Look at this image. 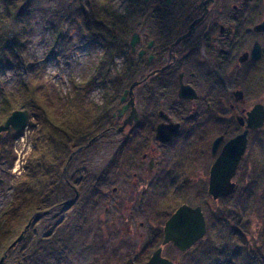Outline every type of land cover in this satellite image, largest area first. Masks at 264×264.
<instances>
[{
  "label": "rangeland",
  "instance_id": "1",
  "mask_svg": "<svg viewBox=\"0 0 264 264\" xmlns=\"http://www.w3.org/2000/svg\"><path fill=\"white\" fill-rule=\"evenodd\" d=\"M86 2L38 0L33 7L29 46L21 57L12 55L0 64V94L22 98L26 106L22 109L30 112L24 129L12 130L0 141V222L20 226L17 213L38 176L40 186L49 189L52 202L39 220L34 222L33 216L24 225L19 235L32 220L26 235L30 239L8 253L7 263L19 264L21 254L36 247L37 264H143L157 249L158 234L168 215L181 203H188L203 207L207 230L202 242L192 249L165 248V255L175 264H264V131L252 135L249 156L253 164L239 167L243 178L235 192L218 199L207 191L210 164H198V171L193 173L195 177L204 173V182L200 178L197 183L160 178L151 188H135L130 194L123 187L126 181L118 164L122 136L117 132L92 139L87 143L90 145L73 153L67 164L73 147L64 148L51 164H44L51 126L63 121L66 103L76 94L75 83L89 77L94 62L104 53L102 41L84 28ZM129 6L128 0H116L121 12ZM141 13L148 17V10L133 12L132 16L138 18ZM130 54L114 57L110 69L113 77L124 78L128 89L135 80L132 73L127 74L126 65L133 67L136 60L131 50ZM108 88L109 83L102 82L80 97L83 102L102 103ZM253 88L249 93L254 102L264 89ZM259 100L264 103V96ZM119 107L120 103L112 112ZM65 166L68 178L82 177V192L91 181L87 176H99V182L92 181L96 192L89 205L78 199L72 205H59L74 195L68 184L59 180ZM242 167L246 168L244 176ZM114 187L116 193L112 192Z\"/></svg>",
  "mask_w": 264,
  "mask_h": 264
},
{
  "label": "flooded vegetation",
  "instance_id": "2",
  "mask_svg": "<svg viewBox=\"0 0 264 264\" xmlns=\"http://www.w3.org/2000/svg\"><path fill=\"white\" fill-rule=\"evenodd\" d=\"M143 10H148L147 18L142 13L133 17L136 38L132 56L136 60L132 76L136 86L124 99L128 87L123 91L120 107L107 119L102 134L117 132L122 136L118 164L126 181L123 187L130 194L135 188H151L160 178L204 182V173L193 175L198 164H210L208 187L211 167L224 145L246 130L251 108L257 103L264 105L259 100L264 93L257 102L249 93L253 87L264 89V31L255 29L264 23V0H138L134 14ZM161 124L170 134L166 141L157 138ZM262 131L264 125L248 131L239 167L253 164L249 156L252 135ZM239 167L233 178L236 187L242 180ZM63 171L59 180L66 182L74 195L59 205H72L77 199L89 205L96 192L93 182H99V176H87L91 181L82 192V177L71 180L66 166ZM132 225L133 221H128L127 228ZM164 225L157 248L162 245ZM167 247L176 248L173 243L165 245V257Z\"/></svg>",
  "mask_w": 264,
  "mask_h": 264
},
{
  "label": "trees",
  "instance_id": "3",
  "mask_svg": "<svg viewBox=\"0 0 264 264\" xmlns=\"http://www.w3.org/2000/svg\"><path fill=\"white\" fill-rule=\"evenodd\" d=\"M128 1L130 6L121 12L116 8V0H87L82 12L83 25L90 34L102 41L104 53L97 62H94L93 71L89 77L75 83L76 94L66 103L63 121L51 126L48 135L49 142L43 156L44 158L47 156L44 164H51L64 148L73 147L74 150L66 160L67 164L74 151L84 148L89 141L102 135L107 119L112 116V108L119 103L127 85L123 77L116 75L113 77L110 69L117 55L131 56L129 41L134 31L132 15L138 0ZM37 2L38 0H0V64L7 62L8 57L12 55L21 57L29 46L30 23L33 17V7ZM22 65L25 66L23 60ZM126 66L127 74L132 73V65ZM125 79L127 81L128 78L125 77ZM102 82L109 83V90L104 94V102L97 103L92 100L83 102L80 95ZM23 101L15 94H0V124L12 111L26 107ZM245 170L246 168H243L242 176L245 175ZM56 184L58 189L60 185L57 182ZM45 187L46 185L40 186V176L33 186L29 187L24 206L17 213L20 226H9L5 222H0V257L18 237L30 218L35 216V222L40 219V215L51 209L52 202L48 199L49 189ZM29 239L25 240L24 246ZM38 251L39 249L35 247L23 252L19 264H37Z\"/></svg>",
  "mask_w": 264,
  "mask_h": 264
},
{
  "label": "water",
  "instance_id": "4",
  "mask_svg": "<svg viewBox=\"0 0 264 264\" xmlns=\"http://www.w3.org/2000/svg\"><path fill=\"white\" fill-rule=\"evenodd\" d=\"M257 31H264V23L255 27ZM136 34L130 40L131 51L134 50ZM136 82L125 90L123 98L128 93H133ZM247 128L229 140L221 150V153L213 163L210 171L208 193L214 198L227 197L235 192L236 183L233 181L240 160L247 145V134L250 129H257L264 125V105L257 103L247 113ZM30 112L27 109L14 110L4 123L0 124V141L4 135H8L12 130L20 131L28 123ZM166 126L161 124L157 129V138L166 141L170 134H166ZM217 139L214 143V151L219 143ZM32 225V220L27 224L21 234L9 246L8 251L13 250L26 239V235ZM207 221L201 206H190L181 204L175 212L166 220L164 225V238L162 245L158 247L152 256L143 264H175L173 260L163 255V248L168 243H173L176 248L182 251L189 250L197 241L206 234ZM8 251L0 258V264H8Z\"/></svg>",
  "mask_w": 264,
  "mask_h": 264
},
{
  "label": "bare ground",
  "instance_id": "5",
  "mask_svg": "<svg viewBox=\"0 0 264 264\" xmlns=\"http://www.w3.org/2000/svg\"><path fill=\"white\" fill-rule=\"evenodd\" d=\"M248 183H250V182H248ZM237 188V187H236Z\"/></svg>",
  "mask_w": 264,
  "mask_h": 264
}]
</instances>
